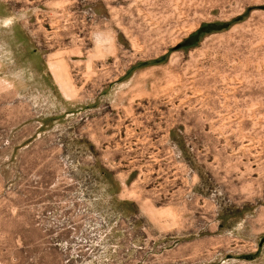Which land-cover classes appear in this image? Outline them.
I'll list each match as a JSON object with an SVG mask.
<instances>
[{
  "label": "rangeland",
  "instance_id": "1",
  "mask_svg": "<svg viewBox=\"0 0 264 264\" xmlns=\"http://www.w3.org/2000/svg\"><path fill=\"white\" fill-rule=\"evenodd\" d=\"M0 264H264V0H0Z\"/></svg>",
  "mask_w": 264,
  "mask_h": 264
}]
</instances>
